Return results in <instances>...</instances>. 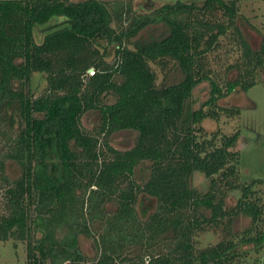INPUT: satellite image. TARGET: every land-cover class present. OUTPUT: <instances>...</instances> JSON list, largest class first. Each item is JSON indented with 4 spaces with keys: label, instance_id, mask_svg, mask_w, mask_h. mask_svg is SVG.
<instances>
[{
    "label": "trees",
    "instance_id": "trees-1",
    "mask_svg": "<svg viewBox=\"0 0 264 264\" xmlns=\"http://www.w3.org/2000/svg\"><path fill=\"white\" fill-rule=\"evenodd\" d=\"M239 4L168 0L138 13L124 0H0V179L10 212L0 216V242L27 241L28 264H234L261 251L255 187L264 181L240 177V131L203 127L240 117L241 107L219 101L264 81V46L246 39ZM152 26L168 32L142 39ZM225 39L241 53L228 68L233 80L208 69ZM172 70L179 76L169 82ZM36 74L47 81L40 95ZM204 83L207 100L190 105ZM88 112L101 118L94 133L82 125ZM125 130L138 133L135 145L118 150L110 138ZM8 161L21 168L14 181ZM144 165L149 177L138 180ZM198 175L211 182L206 193L193 183ZM141 198L156 205L147 217ZM241 217L251 220L242 232ZM212 230L221 241L197 249V237ZM82 236L93 240L92 259Z\"/></svg>",
    "mask_w": 264,
    "mask_h": 264
},
{
    "label": "rangeland",
    "instance_id": "rangeland-1",
    "mask_svg": "<svg viewBox=\"0 0 264 264\" xmlns=\"http://www.w3.org/2000/svg\"><path fill=\"white\" fill-rule=\"evenodd\" d=\"M75 2L85 0H72ZM112 2L113 0H104ZM126 3H131L133 9L138 13H145L144 5L150 4L154 7H160L167 3L168 0H124ZM240 27L242 28L246 39L251 43L254 49H260L264 46V0H240ZM167 28L163 26H152L143 31L142 39H159L167 34ZM232 47L229 39L222 42V48L217 52L211 53L207 57L208 69L213 71L214 75L219 78L235 79L237 73L228 70L229 66L236 63L240 58V51ZM113 61V56L108 58ZM158 74V83L164 79L161 71L155 69ZM93 73V72H92ZM91 73V74H92ZM179 74L177 71H171L170 80H177ZM47 86L45 77L41 74H36L33 78V89L36 95H40ZM209 95V85L204 83L200 85L195 91V97L190 102L192 105L198 101V105L204 103ZM115 99L110 96L106 98L107 103H113ZM221 106L226 107H241L242 114L240 117L231 118L223 116L219 122L214 120H205L203 127L212 134L221 129L228 135L240 131L241 135L238 140L236 150L241 152L240 177L243 182L251 183L255 180L264 181V81H260L255 86L250 88L248 92L237 90L232 95L219 101ZM101 124V118L97 112H88L82 118V125L88 132H96ZM1 131V129H0ZM138 133L132 130H125L114 133L110 138L111 145L118 150H129L136 142ZM0 136V152L4 151V141ZM6 174L11 181L20 178L21 168L13 162H7ZM149 177V170L147 167L139 166L136 170V178L138 180H147ZM194 185L202 192L206 193L210 189L211 182L202 175L196 176L193 181ZM7 185L0 179V216L8 215L10 212L7 207V200L5 197ZM264 205V182L255 187ZM227 203L233 206L237 202V194L230 193ZM139 211L143 217H147L152 213L156 205H153L150 200L142 199ZM153 205V206H151ZM150 208V209H149ZM115 205L110 204L108 211H114ZM146 211V212H144ZM251 225L249 218L241 217L235 223V229L242 232ZM36 239L41 238V234L35 235ZM221 233H216L213 230L200 234L197 237V249H203L209 246L216 245L221 241ZM80 244L83 252L89 257L94 258L95 247L93 240L82 236ZM0 264H28V250L27 241L16 240L10 238L8 241L0 242ZM234 264H264V248L259 252L252 251L243 262L236 261Z\"/></svg>",
    "mask_w": 264,
    "mask_h": 264
},
{
    "label": "water",
    "instance_id": "water-1",
    "mask_svg": "<svg viewBox=\"0 0 264 264\" xmlns=\"http://www.w3.org/2000/svg\"><path fill=\"white\" fill-rule=\"evenodd\" d=\"M92 72H94V70H93V69H91V70H90V73H92Z\"/></svg>",
    "mask_w": 264,
    "mask_h": 264
}]
</instances>
